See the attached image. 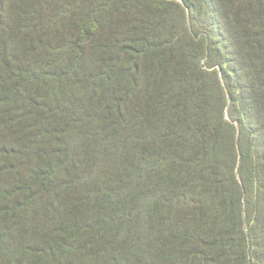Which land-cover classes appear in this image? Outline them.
I'll use <instances>...</instances> for the list:
<instances>
[{"label": "trees", "instance_id": "1", "mask_svg": "<svg viewBox=\"0 0 264 264\" xmlns=\"http://www.w3.org/2000/svg\"><path fill=\"white\" fill-rule=\"evenodd\" d=\"M0 264H264V0H0Z\"/></svg>", "mask_w": 264, "mask_h": 264}]
</instances>
